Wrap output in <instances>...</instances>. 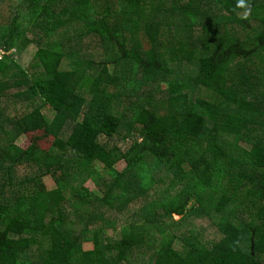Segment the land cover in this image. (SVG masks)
Segmentation results:
<instances>
[{"label": "trees", "instance_id": "16d2710c", "mask_svg": "<svg viewBox=\"0 0 264 264\" xmlns=\"http://www.w3.org/2000/svg\"><path fill=\"white\" fill-rule=\"evenodd\" d=\"M143 2L0 0V46L9 52L0 64V176L8 174L0 179V264H264V0ZM30 29L44 34L32 43L38 73L15 57ZM84 34L101 42L107 61L80 58L72 42ZM127 40L145 52L131 55ZM144 84L152 87L145 98ZM155 87L167 98L155 101ZM197 90L214 100L192 99ZM135 97L144 100L132 104ZM11 103L33 108L19 114ZM125 128L129 142L109 144ZM26 134L30 146H20ZM22 165L39 172L18 181ZM170 175L187 183L178 197L134 215ZM46 177L58 187L48 190ZM90 178L102 194L84 185ZM195 197L210 224L180 238L168 220L198 212L189 207ZM98 222L105 226L91 229ZM151 227L161 236L155 246ZM207 228H215L210 240Z\"/></svg>", "mask_w": 264, "mask_h": 264}, {"label": "rangeland", "instance_id": "374dc122", "mask_svg": "<svg viewBox=\"0 0 264 264\" xmlns=\"http://www.w3.org/2000/svg\"><path fill=\"white\" fill-rule=\"evenodd\" d=\"M103 1H105V0H103ZM150 1L151 0H144L143 4H148V3H150ZM261 1H263V0H261ZM249 14H250L249 11H244V12L239 13L240 16H245V17L248 16ZM3 17L4 16H3V14H1V10H0V18H3ZM251 23L253 25H255L254 22H251ZM235 28H239V26L236 25ZM241 34L244 35V29L242 27H241ZM43 37H44L43 33H40L34 29H30L27 32V34L24 35V39H22V40H24L25 44L27 45L25 52L23 51V53L17 54V56H15V57L19 58V61H20L19 63L31 73L40 72L38 62L35 59V54H36L38 47L36 45L34 46L32 43L35 42L33 40H40ZM145 42L146 41H144V45H145V48L147 49L148 45ZM100 43L101 42L98 39H95L88 34H84L81 37L78 36V37L74 38L73 42H72L73 47L77 48L79 51H81L82 55L80 56V58L84 56V57L91 59V60H94L96 62H105L108 60V56L105 53L103 48L100 49ZM125 43H126V47L129 48L128 52L133 56L136 54H139L140 52L141 53L145 52L144 49H142V51H140L139 48H136L134 43L131 46V42L129 40L125 41ZM204 44H205V41H204ZM182 46H183V41L177 40V42L175 43L176 50H178ZM131 65H132V61L130 60L128 69L130 68ZM171 67L177 71L179 68V63L172 62ZM109 68H111L112 71H116V68L111 63H110ZM150 85L155 86L154 84H150ZM88 87H89V85H88ZM151 88L152 87L148 86V84H144V86L142 87V92L139 93L140 97L143 96V98H145V94L147 92H149L151 90ZM128 92H129L130 96L125 95L124 99L131 100V89H129ZM153 95H154L155 101H161L163 98H167V92L160 91L157 87H155ZM88 96H89V94H88ZM199 96L201 98H204V99L209 100V101L214 100L211 96H209V94L207 92H204V91L200 92V90H197L193 93H190V97L192 99H196ZM143 100L140 101L139 98L135 97L134 100L131 101V103L132 104L133 103L141 104L143 102ZM10 101H8V102H10ZM126 103H127V105H129L128 101H126ZM18 104H19V106H18ZM11 105H12V109L15 110V112L17 111V113H19V114L25 113L27 111H31L33 108L32 105H26L23 103L22 104L11 103ZM50 108H51L50 106L45 107L44 111L51 118L53 116V112ZM126 122L129 124L133 122V113L128 114ZM68 132H70L69 129H68ZM128 134H129V132L126 128L122 129L120 134H118L117 136H115L113 139L110 140L109 144H111L112 146L119 145V146L123 147L124 145H126L129 142V140L125 139V137H128ZM53 142H54L53 138L43 139L40 141V147L42 150L48 151L52 147ZM30 143H31L30 142V135H27V134L22 136L18 140V144H20V146H23V147H25V146L29 147ZM248 145L249 144H248L247 140H245L244 138L241 139L240 146H242L244 148H248ZM126 167H127V163L125 161H123L119 165H117L116 168L118 171H122ZM37 172H39V169H37V168H32L29 165H22L20 168H18L17 172H15L14 176L17 177L18 181H24L27 177H29L31 175L34 176L35 174H37ZM5 177L8 178V174L6 176L4 174L1 175L0 179L5 178ZM44 182H45V186L48 190H53V189H56L58 187L57 182L52 177H46L44 179ZM186 184H187L186 182L182 183L181 180L175 178L173 175H170V181H168L167 183L159 182L144 198H142V200L140 202H138L137 204H134L135 208L133 210V214L139 215L140 208L145 207L146 205H148L149 202H153V201L160 202V201L167 199L169 196H170V200L175 199L182 192V190L184 188H186L185 187ZM84 185L89 187L90 190H92L93 192H96L98 194L103 193V191L100 190V188L96 185V183L93 181L92 178H90ZM77 186L78 185L74 182L72 189L76 188ZM172 186L175 187V190L173 189ZM17 188H19V186L15 187L14 190ZM4 193L6 195L4 196L5 199L2 201L6 202V203L11 202V198H13L12 194H14V193H12V190L4 191ZM71 196L72 195L68 196L69 200H68L67 204L69 202L73 201V200L71 201V199H72ZM241 196H242V193H241ZM1 199H2V197H0V200ZM253 199H250V200H253ZM67 204L65 206H67ZM189 207L190 208H193V207L197 208L198 212L195 211L196 213L195 212L189 213V215H187L186 217L175 214V215H173V220H171V219L168 220L170 228H172L174 231V234H176L180 238L197 236L198 234H199L198 236H200V232H198V231H200L199 226L204 228L205 226L210 224L209 219L207 217H204L201 215L202 214L201 212H203V208L200 205V203L196 197L193 198V201L190 203ZM103 212H104V210H103ZM248 214H250V211L248 212ZM119 222L122 223L121 220H119ZM100 226H105V224L102 222H98L95 225H93L91 227V229H95V228H98ZM196 227H197V230H196ZM120 232H121L120 229L110 228L108 230V235L111 236L112 238H117V237H120ZM148 233H149V236L151 238L150 244L152 246L157 245L161 239L159 232H157V230H155L154 228L151 227L150 231ZM203 235H204L205 239H208V240L212 239L216 235L215 234V228L214 229H208L207 228L205 233H203ZM211 243H212V241L210 242V244ZM177 246L180 250H182L184 248V244L179 243V241H178ZM92 247H93V244H89V243L85 244V248L87 250L92 249ZM145 252H146V256H147V254L150 252V249H148V248L145 249ZM146 256H144V257L147 259L148 257H146ZM37 257H38V255L34 253L33 259H34V262H36V263L39 262Z\"/></svg>", "mask_w": 264, "mask_h": 264}, {"label": "built area", "instance_id": "2783aa9c", "mask_svg": "<svg viewBox=\"0 0 264 264\" xmlns=\"http://www.w3.org/2000/svg\"><path fill=\"white\" fill-rule=\"evenodd\" d=\"M11 53H14L11 52ZM9 55V52L4 48L0 46V64L3 62V60L6 58V56Z\"/></svg>", "mask_w": 264, "mask_h": 264}]
</instances>
